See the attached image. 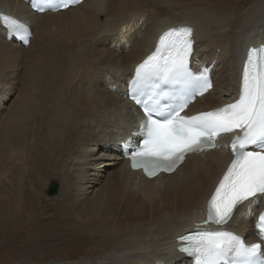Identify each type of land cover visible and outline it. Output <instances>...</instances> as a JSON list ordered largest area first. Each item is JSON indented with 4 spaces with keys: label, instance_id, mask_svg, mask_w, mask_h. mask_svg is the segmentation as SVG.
<instances>
[{
    "label": "bare ground",
    "instance_id": "1",
    "mask_svg": "<svg viewBox=\"0 0 264 264\" xmlns=\"http://www.w3.org/2000/svg\"><path fill=\"white\" fill-rule=\"evenodd\" d=\"M0 12L32 29L25 47L0 25V227L15 228L21 200L11 195H20L28 149L40 145V180L56 169L51 165L59 167L50 179L61 180L53 199L67 208L65 218L61 209L52 214L53 229L67 232L56 248L85 242L102 252L83 264H194L173 242L191 230L226 171L227 137L213 150L189 154L171 175L151 180L131 171L122 135L139 110L127 98L128 80L163 30L189 23L196 29L193 65L206 66L214 79L190 111L233 102L245 51L252 42L264 43V0H84L43 14L24 0H0ZM248 207L229 227L253 240ZM29 236L21 240L28 248L36 241Z\"/></svg>",
    "mask_w": 264,
    "mask_h": 264
},
{
    "label": "snow or ice",
    "instance_id": "2",
    "mask_svg": "<svg viewBox=\"0 0 264 264\" xmlns=\"http://www.w3.org/2000/svg\"><path fill=\"white\" fill-rule=\"evenodd\" d=\"M44 2L34 7L44 11ZM76 0H61L64 7ZM0 22L22 41L28 26L7 14ZM195 37L190 26L170 27L154 50L140 62L129 82V95L142 110L136 144L127 142L131 166L148 176L173 172L189 153L214 149L217 138L232 134L233 158L207 201L206 219L191 233L182 235L178 251L194 258V264H264V46L247 55L240 93L233 102L188 115L185 109L213 88L209 70L192 66ZM248 205L255 218L258 242H248L229 227L238 210Z\"/></svg>",
    "mask_w": 264,
    "mask_h": 264
},
{
    "label": "rangeland",
    "instance_id": "3",
    "mask_svg": "<svg viewBox=\"0 0 264 264\" xmlns=\"http://www.w3.org/2000/svg\"><path fill=\"white\" fill-rule=\"evenodd\" d=\"M32 126H35V123ZM37 138L38 136L33 137L34 140ZM27 155L31 156L28 157V160L31 158V163L26 160L30 165H27L26 169L23 168V183L17 190L20 195H11V197H19V200H21V203H19L20 210L13 218V220H16L15 228L10 226L14 224L13 220L8 222L10 227H0V237L4 236L0 242V262L11 259L4 264H19L20 260L30 257L33 259V264H83L85 263L84 258L99 257L102 252L99 254V252H96L98 249H92L93 244L85 242H81V246L74 244L65 246V248L60 246L56 248V241L63 239L67 232H63L61 227L53 229L55 219L52 214L61 209L62 216L65 218L67 217V208L65 203L60 204L58 197L53 199L56 194L48 196L47 189L49 183H56V180L50 179L58 177L60 171L56 169H59V167L51 165L50 168L55 167L56 169L48 172L49 177L47 179L40 180V161H37L38 158L40 159V145L28 149ZM49 155L58 156V152L56 154L50 152ZM57 181L61 182V180ZM9 183L8 180L3 181L4 185ZM28 236L34 237L36 240L29 248L25 244L22 245L21 241L28 238ZM68 258L73 260L66 261L65 259Z\"/></svg>",
    "mask_w": 264,
    "mask_h": 264
},
{
    "label": "water",
    "instance_id": "4",
    "mask_svg": "<svg viewBox=\"0 0 264 264\" xmlns=\"http://www.w3.org/2000/svg\"><path fill=\"white\" fill-rule=\"evenodd\" d=\"M58 186H59L58 183H55V184L53 182L50 183V185L48 186V189H47V195L48 196H53V195L57 194Z\"/></svg>",
    "mask_w": 264,
    "mask_h": 264
}]
</instances>
